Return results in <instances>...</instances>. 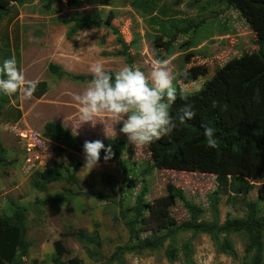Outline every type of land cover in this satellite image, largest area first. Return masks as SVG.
I'll list each match as a JSON object with an SVG mask.
<instances>
[{
    "label": "rangeland",
    "instance_id": "1",
    "mask_svg": "<svg viewBox=\"0 0 264 264\" xmlns=\"http://www.w3.org/2000/svg\"><path fill=\"white\" fill-rule=\"evenodd\" d=\"M146 1L133 5L129 0H59L49 6L48 0H24L20 4L10 3L9 15L0 21V61L15 56L27 81L47 85L40 99L35 94L29 100L13 96L9 106L0 108V143L7 159L6 165H0V215L14 210L26 213L29 249L21 258L23 264H117L107 260L118 246L129 241V210L143 186L148 188V210L134 243L149 236L166 235L168 230L189 220L183 204L169 192L171 186L182 189L186 199L207 211L202 218L205 222L212 221L209 210L211 196L215 195L221 224L227 216L245 217L250 202L259 201L264 210V134L248 139L243 156L232 151V142L226 143L221 161L209 156L204 169L194 162L193 146L179 158L159 161L156 141L135 147L107 114L83 124L73 96L81 94L87 83L57 77L49 71L50 63L72 75H91L89 68L97 61L110 72L130 67L119 55L121 48L107 28L83 29L68 36L73 25L64 24L65 18L100 15L118 27L131 44V67L147 75L155 59L169 61L167 68L173 76V87H180L186 94L185 100L179 98L174 102L172 114L184 103H191L196 112L194 118L202 121L215 100L216 110L229 126L234 125L235 115L251 122L257 114L264 119V65L256 54V35L240 10L221 0H156L145 5ZM187 22L197 27L184 31ZM163 24L167 29L175 25L180 30L163 32ZM173 38L167 51L164 46ZM234 63L251 65L252 74L238 78L229 72ZM221 76L229 78L231 89L221 86ZM257 90L258 99L254 97ZM40 91L37 88L35 93ZM56 118V122L84 141L101 140L106 144L115 138L127 144L122 157L133 182L125 188L123 208L118 205L120 174L115 164L100 161L86 176L81 171L83 156L43 137L44 125ZM35 136L44 138L48 146L35 141L40 154L26 161ZM172 140V136L168 137V141ZM72 155H77L81 165L76 173L80 187L94 189L107 198H71L78 189L67 182L53 183L47 191L31 186L32 177L45 169L60 166L74 172V164L68 159ZM44 199L62 202H38ZM115 214L121 220L115 219ZM78 233L88 241L81 240ZM94 234L102 242L100 257L88 243ZM223 237L179 232L173 242L178 249L175 260L167 256L170 239L160 249L126 254L123 259L125 264H188L184 245L189 243L193 264L251 263L254 250L246 233L230 235L233 255L222 250Z\"/></svg>",
    "mask_w": 264,
    "mask_h": 264
},
{
    "label": "trees",
    "instance_id": "2",
    "mask_svg": "<svg viewBox=\"0 0 264 264\" xmlns=\"http://www.w3.org/2000/svg\"><path fill=\"white\" fill-rule=\"evenodd\" d=\"M24 0H0V21L8 16L10 13V3L20 4ZM131 4L137 5L139 0H129ZM156 0H147L145 5H151ZM232 5L243 14L249 23L251 29L256 35L255 45L256 54L259 61L264 65V0H221ZM48 5L51 6L54 3L59 2V0H48ZM66 25H73L69 37H72L76 32L83 29L92 28H107L117 40L121 50L119 55L124 57L127 64L131 67L133 64V58L131 55V44L128 43L121 30L107 23L100 15L95 16H79L70 17L63 20ZM197 25L192 22H187V27L184 31L196 28ZM163 32H178L180 29L171 25L170 28H166V24L161 26ZM174 42V38L169 40L164 46L165 49L171 47ZM49 71L57 77H66L74 82L87 83L91 79V75H72L61 69L60 66L54 63H50L48 66ZM253 67L251 65H244L234 63L229 68L230 73H234L238 78L247 77L252 74ZM110 72V71H108ZM112 73V72H110ZM227 76H221L219 78L220 84L225 89H231L230 81ZM37 88L41 91L39 93L34 92V96L40 99L47 91V85L45 83L37 84ZM177 91V99L181 98V95L185 96L184 92L180 87L175 88ZM176 99V100H177ZM11 103V98L9 96L0 94V108L9 106ZM174 112L173 115H175ZM234 125L229 126L225 119L222 118L221 113L216 110V108H209L205 113L202 121H198L193 118L182 126H178L177 129L171 134L173 140L168 141V137H163L156 141L154 148L156 150L157 159H174L182 156L190 146L195 148L194 162L197 166L202 169L205 168V161L208 157H213L214 161H221L222 155L225 149V144L228 142L233 143L232 151H234L238 156H243L246 144L250 137H256L259 134H264V119L262 116L257 114L256 120L252 122L247 119L246 121L237 117H234ZM202 124H206L210 127L216 129V137L218 141V146L215 149H207L204 143V137L202 135L203 129ZM43 137L55 144H58L66 149L75 152L77 155L83 156V144L84 140L75 136L71 131L66 129L62 124L50 121L45 124ZM105 146H111L113 156L108 162L103 160L104 152H101V162L113 163L119 169V200L118 205L123 208L122 196L124 194L125 188L132 185V178L130 177V169L123 160L122 154L127 149V144L119 139H109ZM5 149L0 143V165H6L7 159L4 156ZM77 155L69 156L68 159L74 164V172H71L67 168H62L60 166H55L50 169H45L40 173H37L32 177L31 186L38 191H47L49 186L56 182H67L69 185H75L77 187V192L71 195V198L84 197L85 199L96 198L99 200L107 198L105 194L98 192L94 189H83L80 187L79 182L76 177V173L80 170V162ZM264 168V165H263ZM221 180V179H220ZM169 192L179 200L186 212L189 215V220L181 223L177 228L170 229L163 236H149L139 243H134V236L138 230V226L148 210V205L146 203V196L148 194L147 186H143L140 193L136 196L135 201L131 209L129 210L131 217L130 221L126 223L129 230V241L123 245L116 248L111 257L107 260L108 263L125 264L123 257L126 254H140L144 251H155L162 248L164 242L167 239L171 240L170 246L167 250V256L170 260H175L177 257L178 249L174 245V237L179 232L191 231L193 233H204L217 238L219 235H224L223 242L221 243V248L228 254L233 255L234 250L232 247V242L230 240V235L234 233L244 232L248 236L249 246L254 250V255L250 264H263L264 257V210L260 207V202H250L247 204V214L245 217H231L227 216L224 223H220L219 209H218V197L215 195L211 196L210 202V213L212 216L211 222H205L202 218L206 215V210L194 204L193 202L186 199L182 189L171 186L169 187ZM70 193V191L68 192ZM71 194V193H70ZM68 198V196H67ZM41 204H59L62 200L51 201L49 199H44L38 201ZM26 213L22 210H14L9 215H0V261L3 264H23L21 258L25 257L28 253L29 244L26 241L27 226H26ZM115 219H120L121 217L117 214L114 215ZM125 217L123 216V219ZM78 236L83 241H88V238L78 233ZM89 244L93 245L96 256H101L99 252L102 249V242L97 234H94L90 238ZM184 250L188 256V264H193L190 261V250L191 245L186 243L184 245ZM58 251L62 253V249L58 248ZM105 260V258H102Z\"/></svg>",
    "mask_w": 264,
    "mask_h": 264
},
{
    "label": "clouds",
    "instance_id": "3",
    "mask_svg": "<svg viewBox=\"0 0 264 264\" xmlns=\"http://www.w3.org/2000/svg\"><path fill=\"white\" fill-rule=\"evenodd\" d=\"M168 63L166 59H155L146 75L135 67H124L110 73L101 62H95L89 68L91 79L85 89L73 96V101L79 106L80 120L83 124L92 123L98 115L107 114L120 125V132L135 147L170 137L178 126L192 120L196 112L191 103H184L175 115L170 112L177 99V91L173 87ZM36 89L37 83L26 80L15 56L0 61V94L29 100ZM254 97L259 98V90ZM181 99L186 98L181 95ZM212 107H217V101H212ZM201 127L205 147L217 148L216 129L206 124ZM102 151L105 162L112 159L111 146H105L101 140L84 142L81 171L86 176L99 166Z\"/></svg>",
    "mask_w": 264,
    "mask_h": 264
},
{
    "label": "built area",
    "instance_id": "4",
    "mask_svg": "<svg viewBox=\"0 0 264 264\" xmlns=\"http://www.w3.org/2000/svg\"><path fill=\"white\" fill-rule=\"evenodd\" d=\"M31 138V137H30ZM32 140H33V142L34 143H30L31 144V146L28 148L29 150H28V153H27V158H26V161H30L29 160V157H34V156H38L39 154H40V151H36V144H37V142H35V141H39L40 143H42L41 145H46V146H48V144H46V141L44 140V138H41V137H39V136H35V137H32ZM39 143V144H40ZM46 154V153H45ZM31 161H33V160H31ZM31 165L32 164H29L28 165V167L30 168L31 167Z\"/></svg>",
    "mask_w": 264,
    "mask_h": 264
},
{
    "label": "crops",
    "instance_id": "5",
    "mask_svg": "<svg viewBox=\"0 0 264 264\" xmlns=\"http://www.w3.org/2000/svg\"><path fill=\"white\" fill-rule=\"evenodd\" d=\"M48 116H50V115H48ZM41 120L43 119V117L42 118H40ZM58 119L56 118V119H53V121H57ZM45 126V125H44ZM43 132H44V127L42 128V130H41V133L43 134Z\"/></svg>",
    "mask_w": 264,
    "mask_h": 264
}]
</instances>
